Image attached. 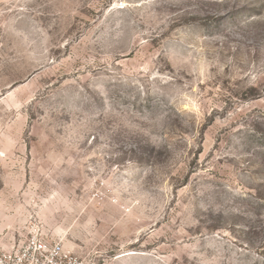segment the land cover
<instances>
[{
    "label": "rangeland",
    "instance_id": "1",
    "mask_svg": "<svg viewBox=\"0 0 264 264\" xmlns=\"http://www.w3.org/2000/svg\"><path fill=\"white\" fill-rule=\"evenodd\" d=\"M88 264H264V0H0V246Z\"/></svg>",
    "mask_w": 264,
    "mask_h": 264
},
{
    "label": "built area",
    "instance_id": "2",
    "mask_svg": "<svg viewBox=\"0 0 264 264\" xmlns=\"http://www.w3.org/2000/svg\"><path fill=\"white\" fill-rule=\"evenodd\" d=\"M0 264H88L72 253L61 240L33 234L18 245L0 246Z\"/></svg>",
    "mask_w": 264,
    "mask_h": 264
}]
</instances>
